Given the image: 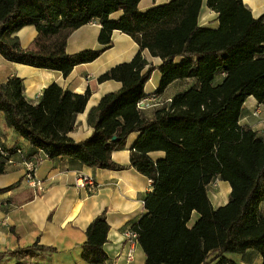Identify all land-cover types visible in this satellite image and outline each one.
I'll return each mask as SVG.
<instances>
[{
  "label": "trees",
  "instance_id": "trees-1",
  "mask_svg": "<svg viewBox=\"0 0 264 264\" xmlns=\"http://www.w3.org/2000/svg\"><path fill=\"white\" fill-rule=\"evenodd\" d=\"M202 4L216 13V26L198 23ZM90 20L100 25L99 47L65 53L71 30ZM26 24L36 29L35 50L21 48L13 35ZM113 29L128 35L138 51L97 77L121 86L87 111L90 135L77 142L67 136L88 89L76 94L52 83L30 103L21 80L10 76L0 82L2 119L34 152L2 149L9 157L19 148L23 156L64 157L86 167H132L149 179L144 213L128 226L137 234L144 264H227L224 254L246 250L264 264V140L238 123L247 96L264 107V12L253 16L242 0H164L144 9L138 0H0V57L62 76L106 49ZM143 49L160 59L156 67L140 55ZM154 69L159 80L153 93L161 94L174 81L189 84L147 114L136 102L147 95L143 86ZM131 132L138 135L128 164L113 162L110 152L122 149ZM157 151L162 155L152 159L149 153ZM7 164L0 156V173ZM214 177L229 186L226 202L215 208L206 191ZM192 211L197 218L188 226ZM107 230L101 211L84 229L82 261L105 260ZM36 250L53 248L34 241L6 253L18 264Z\"/></svg>",
  "mask_w": 264,
  "mask_h": 264
},
{
  "label": "crops",
  "instance_id": "crops-1",
  "mask_svg": "<svg viewBox=\"0 0 264 264\" xmlns=\"http://www.w3.org/2000/svg\"><path fill=\"white\" fill-rule=\"evenodd\" d=\"M162 1L164 0H138V8L144 9ZM242 1L253 16L264 12V0ZM197 21L200 25L214 27L217 24L216 13L202 4ZM99 28V23L91 20L72 29L65 39L64 52L72 54L98 48L96 36ZM13 35L17 37L21 48L35 50L37 32L34 25H23ZM137 51V44L128 35L113 29L109 46L94 60L73 66L66 76H62L57 70L9 62L0 57V82L10 76L18 77L21 80L23 96L30 103L36 102L41 90L52 83L76 94H82L88 89L89 95L83 110L75 115L73 128L67 133L70 139L77 142L91 133V127L86 123L87 111L104 94L116 91L121 86L115 80L99 82L97 77L108 68L129 61ZM140 55L155 67L160 63V59L150 56L146 49L141 50ZM154 74L155 82L148 88L147 83ZM158 80L159 73L154 69L143 86L144 94L153 92ZM188 84V79L174 81L158 95L161 99H168ZM170 87L172 90L169 91ZM152 108L147 109L146 113ZM255 109L259 112L258 116L252 115ZM260 111L263 114L264 107L257 104L251 95L247 96L243 101L238 123L250 126L251 130L256 131ZM137 135V132L129 133L124 147L111 151L110 159L117 164L127 165L130 148ZM0 147L5 150L20 147L23 152H34L33 148L5 126L1 112ZM161 155L162 152L159 151L149 153L152 159ZM77 172L90 175L98 187L93 191L76 188L73 177ZM35 175L44 187L41 192L25 185L22 167L17 162L7 164L0 173V253L4 252L1 253L0 264L17 262L6 251L30 245L34 241L37 245L51 247L53 250H36L34 257H22L18 259V264H88L80 258V245L85 239L86 225L101 211L104 212L108 230L102 245L106 258L99 264H144V254L138 244L133 247L131 260H125L128 245L122 232L144 213L142 199L151 190L149 179L132 167L120 170L86 167L76 160L64 157L41 159L36 166ZM219 182L223 183L221 188L226 193L223 200L219 192H213L208 186L206 188L213 208L223 205L229 192L227 182ZM196 218L197 214L192 211L188 226ZM224 256L231 261L227 264H260L261 261L260 256L253 250H246L242 254L227 253Z\"/></svg>",
  "mask_w": 264,
  "mask_h": 264
},
{
  "label": "built area",
  "instance_id": "built-area-1",
  "mask_svg": "<svg viewBox=\"0 0 264 264\" xmlns=\"http://www.w3.org/2000/svg\"><path fill=\"white\" fill-rule=\"evenodd\" d=\"M91 21V20H90ZM169 99L161 100L159 95L156 93H149L146 96L142 97L136 102V109L139 111L146 110L152 107H158L163 102H167ZM258 110L255 109L252 112V115L256 116ZM260 129L257 130L258 134L264 140V117L259 119ZM15 154L19 157V165L22 167V179L26 186L32 188L35 191L41 192L43 191L44 187L40 179L37 178L35 175V169L39 161L45 158L44 155H33V156H23L21 150L19 148L15 149L13 156H7V152L4 151L0 147V156L7 159L8 164H14L13 157ZM219 182L217 177H214L209 183L208 186L211 184L212 186L216 185ZM73 185L76 188H81L86 191H93L95 188L98 187V184L94 182L93 178L85 173L77 172L73 177ZM123 238L127 242V250L125 252V260L129 261L132 258V250L133 247L137 244L136 242V232L133 231L131 228L127 227L122 232Z\"/></svg>",
  "mask_w": 264,
  "mask_h": 264
},
{
  "label": "rangeland",
  "instance_id": "rangeland-1",
  "mask_svg": "<svg viewBox=\"0 0 264 264\" xmlns=\"http://www.w3.org/2000/svg\"><path fill=\"white\" fill-rule=\"evenodd\" d=\"M155 76H156V74H154V75H152L151 76V78H150V80L148 81V83H147V86H148V88H150V86H151V84L153 85V83L155 82ZM170 90H172V87H170L169 88V91ZM161 99V98H160ZM161 100H166L165 98H162ZM259 115V112L257 113V116ZM262 117H264V113L263 114H261V111H260V117H259V119L260 118H262ZM259 119H258V128H257V130H259L260 129V123H259ZM248 127H250V126H248ZM254 129V128H253ZM255 130V129H254ZM222 182H217V184L216 185H214V186H212L211 184L208 186V188L210 189V190H212L213 192H219L220 194H221V198H222V200L224 199V197H225V191L221 188L222 187Z\"/></svg>",
  "mask_w": 264,
  "mask_h": 264
}]
</instances>
